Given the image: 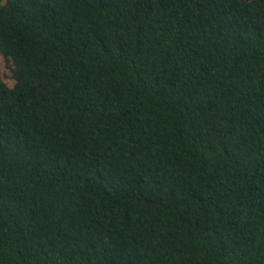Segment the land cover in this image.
Wrapping results in <instances>:
<instances>
[{"label": "trees", "instance_id": "1", "mask_svg": "<svg viewBox=\"0 0 264 264\" xmlns=\"http://www.w3.org/2000/svg\"><path fill=\"white\" fill-rule=\"evenodd\" d=\"M0 264H264V0H0Z\"/></svg>", "mask_w": 264, "mask_h": 264}]
</instances>
